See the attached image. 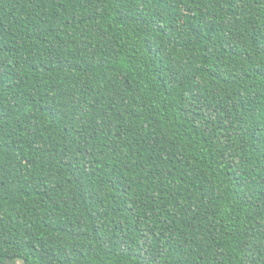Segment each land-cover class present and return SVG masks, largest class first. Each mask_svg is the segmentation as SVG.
Returning <instances> with one entry per match:
<instances>
[{
	"label": "trees",
	"instance_id": "obj_1",
	"mask_svg": "<svg viewBox=\"0 0 264 264\" xmlns=\"http://www.w3.org/2000/svg\"><path fill=\"white\" fill-rule=\"evenodd\" d=\"M0 264H264V0H0Z\"/></svg>",
	"mask_w": 264,
	"mask_h": 264
}]
</instances>
